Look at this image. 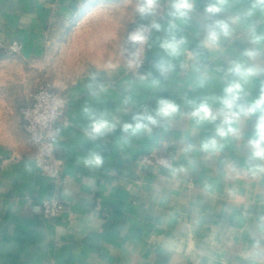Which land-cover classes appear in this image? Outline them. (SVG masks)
Segmentation results:
<instances>
[{
  "label": "crops",
  "instance_id": "1",
  "mask_svg": "<svg viewBox=\"0 0 264 264\" xmlns=\"http://www.w3.org/2000/svg\"><path fill=\"white\" fill-rule=\"evenodd\" d=\"M111 2L120 3L126 46L134 0H0L1 48L8 49L11 42L20 41L22 49L17 60L21 63L29 65L47 59L54 40L52 34L61 32L65 24L76 26L79 22V30L87 24L86 30L92 37L87 52L74 58L79 65L77 72L60 84L68 95V123L58 125L55 140L57 152L64 158L60 178L54 180L40 173L20 109L15 133L6 141L0 140V264H193L186 254L189 238L183 225L191 220L193 201L201 197L188 184L169 181L164 167L144 166L140 161L145 154L175 152L172 147L166 152L160 149L162 142L177 140L181 128L158 133L151 140L133 138L130 143L124 142L119 129L95 142L84 135L88 120L82 109L86 103L96 111L109 113H116L128 95L135 103L134 111L155 103L148 83H136L131 92L126 90L132 74L120 58V45L113 43L109 30L112 24L107 11ZM135 22L146 23L139 18ZM161 55L159 49L153 48L141 74L154 71ZM109 61L117 67L106 68ZM92 75L109 86L108 92L99 98L90 97L86 87ZM17 89V95L25 97L22 107L31 101L32 93L18 84ZM180 91L171 85L155 95L175 99ZM118 115L122 121L131 122L129 115ZM210 131L205 129L201 136ZM90 151L103 155L102 167L83 165V158ZM208 171L201 163L192 174L193 185H198ZM250 195L256 200L251 209L256 214L261 199L256 195V186ZM50 196L61 199L65 210L46 220L38 206ZM201 211L205 219L191 237L196 245L207 238L212 226L224 221L234 225L238 232L231 246L217 255V264H246L235 254L248 242L246 222L237 223L235 215L220 211L210 200L203 201ZM171 238L184 240L178 254L164 247ZM228 240L227 235L217 237L222 247Z\"/></svg>",
  "mask_w": 264,
  "mask_h": 264
},
{
  "label": "clouds",
  "instance_id": "2",
  "mask_svg": "<svg viewBox=\"0 0 264 264\" xmlns=\"http://www.w3.org/2000/svg\"><path fill=\"white\" fill-rule=\"evenodd\" d=\"M137 18L146 23L128 32L126 45L131 48L119 49L132 74L125 87L131 92L136 83H148L155 103L134 111L128 95L116 113L96 111L86 103L84 135L95 142L119 129L124 142L130 143L180 127L179 138L162 142L160 149L172 147L175 152L170 158L159 156L158 163L167 170L169 181L186 183L201 197L193 201L191 220L183 225L189 238L186 254L193 264H217V255L231 246L238 232L221 221L196 245L191 237L205 219L203 201L210 200L220 211L235 215L237 223L246 222L248 242L235 254L246 264H264V0H134L129 20ZM156 33L162 36L154 37ZM153 48L162 55L154 71L141 74ZM105 67L117 65L109 61ZM171 85L182 89L175 99L155 95ZM86 87L92 98L109 90L95 75ZM118 114L129 115L131 122ZM205 129L210 134L202 137ZM181 159L183 163H174ZM201 163L210 171L193 185L192 174ZM103 164L98 151L83 158L87 168ZM253 186L261 197L256 214L251 211L256 205L250 195ZM224 235L229 240L222 247L217 237ZM183 244L182 238H171L164 247L178 254Z\"/></svg>",
  "mask_w": 264,
  "mask_h": 264
},
{
  "label": "rangeland",
  "instance_id": "3",
  "mask_svg": "<svg viewBox=\"0 0 264 264\" xmlns=\"http://www.w3.org/2000/svg\"><path fill=\"white\" fill-rule=\"evenodd\" d=\"M108 12L110 25L112 24L109 30L112 33L113 43L121 47L123 15L120 14V3L111 2L107 14ZM132 24L133 22L129 24L127 30ZM75 25L65 24L61 32L52 34L54 40L50 55L41 62L26 65L17 60L19 53L0 47V140L6 141L15 133L17 113L25 98L17 95V84L19 88L22 86L25 91L30 90L33 93L46 81L61 87L60 84H64L66 79L77 72L79 65L74 63V58L87 52L86 47L89 38L92 37L86 30L87 24L80 26V30L77 27L79 22Z\"/></svg>",
  "mask_w": 264,
  "mask_h": 264
},
{
  "label": "built area",
  "instance_id": "4",
  "mask_svg": "<svg viewBox=\"0 0 264 264\" xmlns=\"http://www.w3.org/2000/svg\"><path fill=\"white\" fill-rule=\"evenodd\" d=\"M138 24L140 23L134 22L128 32L134 30ZM0 47H3L1 43ZM7 47L11 52L19 53L22 49V43L15 40ZM30 99L31 101L23 105L20 111L28 140L35 149L33 159L42 175L58 180L61 176L64 158L57 152L56 135L53 136V133L58 132L60 123H68L66 117L68 95L63 88L46 81L31 94ZM161 155L170 158L169 154L164 153L145 154L140 161L144 166H157L160 165L158 157ZM64 210V202L56 196L42 200L38 206L39 213L46 220L53 219Z\"/></svg>",
  "mask_w": 264,
  "mask_h": 264
}]
</instances>
